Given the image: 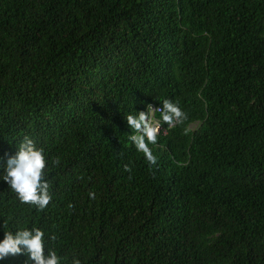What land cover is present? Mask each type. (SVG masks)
Here are the masks:
<instances>
[{
    "label": "trees",
    "instance_id": "trees-1",
    "mask_svg": "<svg viewBox=\"0 0 264 264\" xmlns=\"http://www.w3.org/2000/svg\"><path fill=\"white\" fill-rule=\"evenodd\" d=\"M164 99L150 165L126 116ZM25 137L43 210L3 179ZM35 228L60 264H264V0H0V240Z\"/></svg>",
    "mask_w": 264,
    "mask_h": 264
},
{
    "label": "clouds",
    "instance_id": "clouds-1",
    "mask_svg": "<svg viewBox=\"0 0 264 264\" xmlns=\"http://www.w3.org/2000/svg\"><path fill=\"white\" fill-rule=\"evenodd\" d=\"M159 112L160 119L169 127L182 124L187 120V114L170 99H164L162 106L146 105V111L138 115L128 114L126 121L132 133L128 139L142 152L150 165H156L158 158L153 154L149 144H156L161 131L160 121L154 120L153 114ZM58 162V161H57ZM46 158L44 149L37 148L32 139L25 137L15 155L9 156L6 165V175L3 179L17 193L21 202L32 204L43 210L50 202L49 184L43 180ZM125 171L131 172V167L125 165ZM91 199L96 193H88ZM44 233L38 229L20 230L15 234L4 233L0 240V261L8 256L27 254L32 264H60V258L54 251L44 252ZM73 264H80L79 260Z\"/></svg>",
    "mask_w": 264,
    "mask_h": 264
},
{
    "label": "rangeland",
    "instance_id": "rangeland-1",
    "mask_svg": "<svg viewBox=\"0 0 264 264\" xmlns=\"http://www.w3.org/2000/svg\"><path fill=\"white\" fill-rule=\"evenodd\" d=\"M196 127H197V125H193V126H191L192 129H195Z\"/></svg>",
    "mask_w": 264,
    "mask_h": 264
},
{
    "label": "built area",
    "instance_id": "built-area-1",
    "mask_svg": "<svg viewBox=\"0 0 264 264\" xmlns=\"http://www.w3.org/2000/svg\"><path fill=\"white\" fill-rule=\"evenodd\" d=\"M157 113H159V112H157ZM154 115H155V113L153 114V117H154ZM155 120V119H154ZM161 126V125H160Z\"/></svg>",
    "mask_w": 264,
    "mask_h": 264
}]
</instances>
